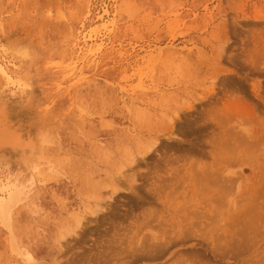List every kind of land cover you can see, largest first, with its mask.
Wrapping results in <instances>:
<instances>
[{"label":"rangeland","instance_id":"rangeland-1","mask_svg":"<svg viewBox=\"0 0 264 264\" xmlns=\"http://www.w3.org/2000/svg\"><path fill=\"white\" fill-rule=\"evenodd\" d=\"M0 65V264H264V0H0Z\"/></svg>","mask_w":264,"mask_h":264},{"label":"bare ground","instance_id":"bare-ground-1","mask_svg":"<svg viewBox=\"0 0 264 264\" xmlns=\"http://www.w3.org/2000/svg\"><path fill=\"white\" fill-rule=\"evenodd\" d=\"M0 72L7 79L9 80L11 79L7 71L1 65H0ZM13 112H14V109L7 102L0 101V160L6 161V163L8 164H21V163L27 164L36 157L35 154H36V151H38L40 148L41 139L38 137V134H36L35 132L33 133V136L30 137L32 138L31 141H24L21 136V133L23 132L20 133L18 129L20 128V126L17 125L18 124L16 123L17 120H15L12 117L14 116ZM30 127H32V125H30ZM27 151H28L29 156L26 155L27 158L26 157L24 158V154L22 153H25ZM1 179L2 178H0V180ZM7 180L9 181L10 179H7ZM2 187L3 186L0 184V191L2 190ZM13 189L14 190H11L8 193L7 197H3L0 195V219L4 222H9V221L11 222L10 216H11L13 207L17 204L21 196V190L18 187L13 188ZM78 222L79 224H81L80 220H78ZM27 263L29 264L35 263V260L33 259L31 255H27Z\"/></svg>","mask_w":264,"mask_h":264}]
</instances>
